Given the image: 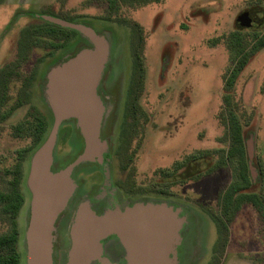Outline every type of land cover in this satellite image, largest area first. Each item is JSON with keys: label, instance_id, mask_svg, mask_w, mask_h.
I'll return each mask as SVG.
<instances>
[{"label": "rangeland", "instance_id": "obj_1", "mask_svg": "<svg viewBox=\"0 0 264 264\" xmlns=\"http://www.w3.org/2000/svg\"><path fill=\"white\" fill-rule=\"evenodd\" d=\"M143 1L147 3L4 0L0 4V69H10L17 61L21 62L8 81L6 102L0 111L10 112L8 118H0V191L7 188L10 180L7 172L17 163L18 150L32 143L26 132L21 131L16 138L13 128L23 123L34 124L36 114L32 108H35L44 115L49 127L47 134L50 133L52 111L38 85L44 83L45 73L63 62L55 63L48 57L61 45L58 35H36L30 42L35 46L27 49L22 32L41 27L45 22L42 17L84 25L105 36L109 46L106 73L98 94L107 116L103 119L101 138L111 148L108 160L112 181L138 192L127 195L115 187L114 199H109L111 209L163 203L177 212L181 210L180 215L189 223V232L176 245L179 249L174 264H264V211L246 205L232 222H226L220 197L233 181L231 169H215L216 156L199 161L188 159L199 151L228 149L222 102L223 78L230 67L226 45L234 32L241 33L249 45L255 42L253 34H264V0ZM106 18L111 20H102ZM125 20L138 24L143 31L145 69L144 91L139 98L144 116L138 118L135 128L128 130L129 161L116 156L132 69V31L118 23ZM76 33H71L72 39L77 38ZM31 75L35 76V82H31L28 92L20 93L22 82ZM26 94L30 96L29 104L13 109L18 98L25 101ZM229 94L245 119H249L243 130L251 183L248 193L260 194L258 163L264 166V48L249 60ZM83 149L71 125L61 128L55 151L60 165L51 171L65 169ZM34 151L28 152L23 162L24 205L17 220L20 264L27 263L25 234L31 197L26 180ZM123 165L126 170L121 169ZM101 174L99 166H79L71 182L73 191L78 182L79 192L98 195ZM164 185L168 186V193H154V188ZM104 198L103 203H107V194ZM75 203L73 200L60 212L68 213V222H62L58 228L57 223L53 226L50 264H69L66 251ZM96 205L93 203L94 212L101 215L104 211ZM213 215L222 221L221 227L216 226ZM7 231V223L0 221V235Z\"/></svg>", "mask_w": 264, "mask_h": 264}, {"label": "water", "instance_id": "obj_2", "mask_svg": "<svg viewBox=\"0 0 264 264\" xmlns=\"http://www.w3.org/2000/svg\"><path fill=\"white\" fill-rule=\"evenodd\" d=\"M50 24L74 30L88 37L95 45L93 53H82L53 74L49 83L48 103L54 115V124L46 139L30 157L27 188L30 193V219L25 234L26 264H50L52 232L57 216L73 193L70 174L83 162L101 161L105 149L99 140L101 108L95 99V88L106 52L93 33L51 17H42ZM75 118L85 141L83 153L65 169L56 174L49 171L51 152L60 122ZM176 213L164 205H135L123 211L94 216L85 204L79 207L71 228L67 258L69 264H89L99 253L98 242L116 235L128 257L127 264H171L168 254L179 242L180 221Z\"/></svg>", "mask_w": 264, "mask_h": 264}, {"label": "trees", "instance_id": "obj_3", "mask_svg": "<svg viewBox=\"0 0 264 264\" xmlns=\"http://www.w3.org/2000/svg\"><path fill=\"white\" fill-rule=\"evenodd\" d=\"M4 0H0V4ZM115 2V0H108ZM122 3L140 4L147 2L143 0H120ZM157 1V0H156ZM110 21L111 19H102ZM119 24H124L130 27L132 31L130 53H131V77L129 86L126 92V100L124 105V123L121 130V143L116 150V156L121 157L129 161L127 156L128 152V130L130 127L135 128V123L138 118L144 116L143 111L139 106V98L144 91V78L145 69L143 63V31L141 27L134 23L125 21H119ZM51 34L58 35L61 40V45L57 48H62L71 38V33H75L72 30L64 29L59 26L44 22L39 28H28L22 32L24 44L27 49H31L35 44H30L32 39L39 34ZM252 38L255 40L253 45H249L248 41L239 32L230 34L227 43V51L230 56V67L224 76L223 91L225 92L223 102L224 122L226 125V135L228 141L227 150H213V151H199L189 156V160L199 161L206 157L216 156L215 169L229 167L232 171L233 181L222 192L220 197V203L222 208V216L225 221L230 223L236 216V214L246 205H251L257 210L264 211V166L258 163V172L260 177V194L248 193V189L251 186L245 144L243 139V130L249 124V119H245L244 114L240 111L237 104L232 101V97L229 94L236 83L240 73L243 71L249 60L256 55L261 49L264 48V34H253ZM26 41V42H25ZM23 43V42H22ZM26 51V50H25ZM29 51V50H27ZM21 64L17 61L10 69H0V111L6 102V88L8 81ZM34 75H31L27 80L22 82L20 93L28 92L31 84L34 81ZM32 82V83H31ZM25 101H21L19 98L16 100L13 109L20 108L25 104H29L30 96L26 94L24 96ZM34 109L36 116L34 117V124H18L14 130V136L19 138L22 132H26V135L31 137L32 143L29 147L18 150L17 163L14 168L7 172L10 175V180L7 183V188L0 191V221L6 222L8 225V231L5 234L0 235V264H20V256L18 253L17 245L19 239L18 231V216L21 208L24 205V196L21 191V184L23 180V162L25 161L28 152L35 150L45 139L48 133V123L44 115L37 109ZM10 115V112L1 114L0 118L6 119ZM245 119V120H244ZM131 121V125L129 123ZM135 133V130H134ZM128 159H127V158ZM121 169L126 170L127 166L123 165ZM118 189H122L127 194H137L135 188L129 189L121 188L120 184H116ZM164 188V190L160 188ZM154 193L166 194L168 193V186H159L154 188ZM216 226L219 227L222 224L219 217L212 216ZM221 227V226H220Z\"/></svg>", "mask_w": 264, "mask_h": 264}, {"label": "crops", "instance_id": "obj_4", "mask_svg": "<svg viewBox=\"0 0 264 264\" xmlns=\"http://www.w3.org/2000/svg\"><path fill=\"white\" fill-rule=\"evenodd\" d=\"M83 27L86 28V29H89V30L93 33V35L95 36L96 41L102 45V47L104 48V50H105V52H106V60H105V63H104V65H103L102 69H101V72H100V75H99V79H98V82H97V85H96V88H95V99H96V101L98 102V104L100 105V108H101V121H100V125H99V140H100L102 143H104V145H105V149L103 150V152H102V154H101V161H100V162H102V160H103V155H104L105 151L108 149V145L106 144L105 140H102V138H101V137H102V132H103V119H104V116H105V110H104V108H103V104H102V102H101V98H100V96H99V94H98V90H99V87H100V82H101V80L103 79V77L105 76V73H106V68H107L106 64H107V59H108V57H109V46H108V42H107V39H106L105 36H103V35H101V34H97V33H96L92 28H90V27H87V26H84V25H83ZM81 35H82V34H81ZM82 37H83L84 39H86V40H82L81 42H85L84 44H86V45L84 46L83 43H82L81 47H80V48H79V49H78L73 55H71L70 57H68L67 59H65L62 63H60L58 66H56V67L50 69V70L47 72V74H46V76H45L44 83H43V88H42L43 96H44V100L46 101V103L49 102V101H48V99H49V83H50V81H51L52 78H53V74L56 73L58 70H61L62 68H64L67 64H69L72 60H74L75 58H77V57H78L79 55H81L82 53H85V52L93 53V52L95 51V45H94V43H93L88 37H86V36H84V35H82ZM48 105H49V103H48ZM50 109H51V108H50ZM51 111H52V110H51ZM51 119H52V122L50 123V126L52 127L53 124H54V120H55L54 115H53V112H52V118H51ZM68 124L71 125V126H73L75 137H77V138L81 141V144L84 146V149H85V141H84V138H83V136H82V134H81V131H80V128H79V126H78V122H77V120H76L75 118H72V117H71V118H67V119L62 120V121L60 122L59 126H58L57 134H56V138H55V142H54V146H53V148H52V152H51V165H50L49 171H50V173H52V174H56V173H58V172L61 171V170H59V171H56V172H52L51 169L54 168V167H58V166L60 165L59 163H57V161H56V157H55V151H56V146H57V141H58L57 138H58V134H59V132H60V129H61L62 127H64V126L68 125ZM47 136H48V134L46 135V137H47ZM44 140H45V139H44ZM84 149L82 150V153H83ZM82 153H81V154H82ZM81 154H78V156L76 157V159H77ZM76 159H75V160H76ZM94 162H96V163H100V162L96 159L95 161H92V162H83V163H81L80 165H78L77 167H75V168L73 169V171L71 172L70 176H69L70 181L73 182L74 175H75V174H74V173H75V170H76L79 166H81V165H83V164H87V165H89V163H94ZM69 165H70V164H69ZM67 166H68V165H67ZM73 192H74V191H73ZM103 202H105V200H103ZM83 204H85V205L87 206L88 210H89L94 216H96V217H98V218L103 217V216L105 215V213H107V212H109V211H115V210L123 211V210H125V209H122V208H120V207H116V208H113V209L109 208V209L104 210V212H102L101 215H98V214H96V213L94 212L93 203L89 202V204H88V203L85 202V201H79V202L77 203V205L75 206L73 212H72V217H71V221H70V224H69V225H70V226H69V232H70V228H71V225H72L73 219H74V217H75V214H76L77 211L79 210V207H80L81 205H83ZM97 205H98V204H97ZM134 205H135V204H134ZM134 205H133V206H134ZM152 205H164V206H166L167 209H170L173 213H176V216H173V215H172V217H173L174 220L176 219L177 221H180V223H181L180 226H179V230H178V232H177L178 237H180V238H179V241H180V240H181V232H182V230L184 229L183 226L186 224L184 217L180 215L181 210H180L179 212H177L176 209H174V207H172V206L170 207V205H168V204L165 205V204H163V203H161V204H152ZM133 206H132V207H133ZM130 208H131V207H130ZM110 238H114V239L117 241L118 245H119V246L122 248V250L124 251L125 264H127V257H128V254H127V252H126V250H125L123 244L121 243V241H120V240L117 238V236L114 235V234L109 235L108 237H106V238H104V239H102V240H100V241L98 242L97 247H98V249H99V253L97 254V256H96L94 259L90 260L91 263L97 261V262H99L100 264H108V260L104 257V254H103V253H104V252H103V245H104V241L107 240V239H110ZM70 246H71V239H70V245H69V248H70ZM69 248H67V251H66L67 254H68ZM176 252H177V248H176V245H175L174 248H173V250H172L171 252H169V254H168V259H169V261H170L172 264H174V261H175L174 255L176 254ZM90 262H89V263H90Z\"/></svg>", "mask_w": 264, "mask_h": 264}, {"label": "flooded vegetation", "instance_id": "obj_5", "mask_svg": "<svg viewBox=\"0 0 264 264\" xmlns=\"http://www.w3.org/2000/svg\"><path fill=\"white\" fill-rule=\"evenodd\" d=\"M29 17H31V14L29 15ZM74 32H77V31H74ZM76 37L77 38H73V39L70 38V40L66 43V45L64 47L59 48L58 51L54 52V54H51L50 56H48L49 59L50 60H54L55 63H59L61 61H64L65 59H67L71 55H73L81 47L82 43H83L84 46L86 45V44H84L85 42H81L82 40H86V39H84L82 37L81 33L77 32L76 33ZM73 46H75V47L72 48ZM45 74H47V73H45ZM38 86H39L40 91H42L43 83L42 84H39ZM104 118L107 119V116L105 115ZM72 129H74L73 126H72ZM59 135H60V132L58 134V138L57 139H59ZM108 150H111V148L108 147V149L105 151V153L103 155V160H102V162L100 164H98L96 162L89 163V165H95V166H99L100 167V170H101V173H102L101 174L102 175V182H101L102 183V186L98 189V191L100 193L98 192V195H95V196H89V195L84 194L85 191L79 192L78 191L79 184H78V182H76V190L72 193V195L68 199L66 205L68 203L69 204L72 203V201L74 200L77 203L79 201H85L88 204H89V202H91V203L93 202L95 204H98V205H96V207L98 209H102L103 211L106 210V209L111 208L112 204L110 203L111 202L110 200L111 199H114L112 192H113V189H116L117 188V186H116L115 183L113 184V181H112V170H111V166H110L109 160H108V157H110L111 152L108 153ZM75 177H76V175H74V178ZM108 189H110V191H106ZM75 194H77V195H75ZM105 194H107V199H108V202L107 203H103V201H102V200L105 199L104 198V195ZM125 200L126 201H124V202L126 203L127 202V199H125ZM77 203H75L74 206H76ZM116 207H120V206H115V208ZM68 216H69L68 213L64 214L63 212L59 216H57V218L55 220V223H57V227L56 228H58V226L60 224H62V222H64V221H67L68 222ZM183 228L184 229L181 232V237L184 234H187L189 232V223H186L183 226ZM103 252H104L103 253L104 254V257L108 260V264H125L124 251L118 245L117 241L114 238H110V239H107V240L104 241ZM92 264H100V263L97 262V261H95V262H92Z\"/></svg>", "mask_w": 264, "mask_h": 264}]
</instances>
